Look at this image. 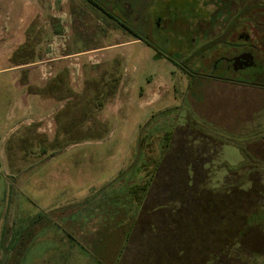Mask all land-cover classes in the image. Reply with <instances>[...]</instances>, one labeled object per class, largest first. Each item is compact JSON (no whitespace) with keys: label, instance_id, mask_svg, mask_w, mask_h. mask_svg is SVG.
<instances>
[{"label":"rangeland","instance_id":"rangeland-1","mask_svg":"<svg viewBox=\"0 0 264 264\" xmlns=\"http://www.w3.org/2000/svg\"><path fill=\"white\" fill-rule=\"evenodd\" d=\"M242 51L255 66L224 73ZM153 161L146 214L183 206L215 264H264V0H0V264L44 260L49 242L22 259L19 237L66 232L60 212L126 209ZM194 251L169 264H205Z\"/></svg>","mask_w":264,"mask_h":264},{"label":"crops","instance_id":"crops-1","mask_svg":"<svg viewBox=\"0 0 264 264\" xmlns=\"http://www.w3.org/2000/svg\"><path fill=\"white\" fill-rule=\"evenodd\" d=\"M219 4L220 2L217 5ZM17 88L21 89L22 87ZM111 197L113 198L114 195ZM111 197L107 196L106 198L117 201L115 199L117 196L113 199ZM147 202H149L148 197L144 204L139 206L129 199L125 201L126 209L116 206L102 207V212L105 211V213H102L98 207L90 209L81 207L75 208L76 210L72 209V211L68 209V215L60 212L61 216L66 218L68 230L56 232L53 228L51 231L40 232L37 236L30 232L29 227H26L24 233L19 237L21 257L22 259L24 256L26 257L36 244L49 242L45 259H37V264H151L149 256H145L142 260L139 251L151 241V230L156 231L160 227L164 235L160 238L158 251L154 250L155 255L150 256L156 258L155 264H169L170 255L181 253L183 245L187 242L186 231L178 228V223L181 224L182 219L175 216L180 214L169 213L155 220L146 214ZM134 206H136L135 210ZM54 210L57 208H53L51 211ZM78 210H90V213L94 215L93 218L91 217L92 219L88 220V224L91 225L90 229L85 228L84 230L82 224L73 219L72 215L76 214ZM97 214L100 216L98 217ZM36 221H39L37 225H42L39 231L45 228L44 222L39 219ZM32 223L34 224V221ZM133 234L137 235L140 245L135 252L130 251L132 256L129 259L127 252L131 249L129 244L132 243ZM159 236L160 234H158ZM30 238L34 240L31 244L29 243ZM172 255V259L179 258Z\"/></svg>","mask_w":264,"mask_h":264},{"label":"trees","instance_id":"trees-1","mask_svg":"<svg viewBox=\"0 0 264 264\" xmlns=\"http://www.w3.org/2000/svg\"><path fill=\"white\" fill-rule=\"evenodd\" d=\"M51 89V88H49ZM76 127H73L72 128V125H68V128L65 130L66 132H70L72 129H75ZM170 133H166L164 135V149H168V146H169V142H170ZM70 140V139H69ZM71 142H74L76 143V141H79L77 139V137L74 135V138L70 140ZM155 164H154V167L151 169V168H148V163H144L143 165H140V168L143 172V180L137 184H132L130 185L128 188H127V192L129 194V198L131 201H133V203L139 205V206H142L147 198V196L149 195V192L152 188V185H153V182H154V178L156 176V173H157V170L160 166V162L157 161H153ZM213 191V190H212ZM213 192H216L218 193V191H213ZM166 193V192H164ZM168 196V194H167ZM223 196V195H220V197ZM207 202V201H205ZM204 204V202H203ZM207 204V203H206ZM206 204H204L202 207V212H204V214L206 213H213L211 211H205V208L208 210V208L206 207ZM195 203H192V206H194ZM213 206V202H208L207 206L210 207V206ZM183 206L180 207V208H177L173 211H171L170 213L172 214H180L181 213V210H182ZM199 208V206H198ZM213 215H216L218 218V214L216 213H213ZM228 219L226 220L227 222H229L230 220V217H232L230 214L227 216ZM178 228L182 229V230H185V226H183V221L180 223H178ZM210 229V228H208ZM187 233V232H186ZM200 232H198L196 235L194 234L193 239H189V236H187L186 240L187 242L183 245L184 247L181 249V253H175V255L173 256H178L180 257V255H184L183 253H186L188 252L190 249L193 250V252H195L194 250L195 249H198L200 252L201 255L199 256L198 260L199 261H204L205 264L208 262V264H215L216 260H215V249H214V241H209L208 243L206 242H203L204 240V236L201 237V236H198V238H196L197 235H199ZM231 234L233 233H227V232H224L220 235V241H221V236L224 238L222 241H221V244L225 247V246H229L230 244L229 243V240H230V237H231ZM202 239V240H201ZM241 240H239L237 242L238 246L239 244L241 243L240 242ZM213 244V245H212ZM193 245V247H192ZM206 246V247H205ZM204 249H206L207 251H204ZM239 249V248H238ZM210 251V252H209ZM197 253V252H195ZM202 259V260H201Z\"/></svg>","mask_w":264,"mask_h":264},{"label":"flooded vegetation","instance_id":"flooded-vegetation-1","mask_svg":"<svg viewBox=\"0 0 264 264\" xmlns=\"http://www.w3.org/2000/svg\"><path fill=\"white\" fill-rule=\"evenodd\" d=\"M218 6V5H217ZM221 10V8L219 9L218 7V10L216 11V13H219ZM247 39V38H245ZM251 48V46H250ZM226 57V56H225ZM253 54L250 52V51H242L241 53H239L238 55L236 56H232L231 58L228 57V58H223L224 60V73L226 71H229L230 70V67L232 69V71H238V70H242V69H246L248 67H253L255 66V63L253 62L254 59H253ZM213 68L217 69L219 67H217L216 65H212ZM222 68V66H221Z\"/></svg>","mask_w":264,"mask_h":264}]
</instances>
